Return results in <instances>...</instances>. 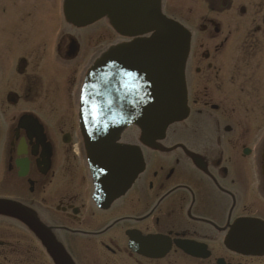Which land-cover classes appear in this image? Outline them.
Segmentation results:
<instances>
[{"label": "flooded vegetation", "instance_id": "flooded-vegetation-1", "mask_svg": "<svg viewBox=\"0 0 264 264\" xmlns=\"http://www.w3.org/2000/svg\"><path fill=\"white\" fill-rule=\"evenodd\" d=\"M0 3V200L30 213L72 264H197L174 241L205 245L209 261L210 246L220 259L242 258L223 240L236 218L264 221V0H161L190 34L194 124L141 148L143 172L104 210L92 200L77 120L81 78L104 50L101 21L73 27L53 0ZM127 231L166 237L170 250L157 260L137 255ZM0 264L54 260L38 236L0 216Z\"/></svg>", "mask_w": 264, "mask_h": 264}, {"label": "water", "instance_id": "water-1", "mask_svg": "<svg viewBox=\"0 0 264 264\" xmlns=\"http://www.w3.org/2000/svg\"><path fill=\"white\" fill-rule=\"evenodd\" d=\"M64 16L80 26L106 18L119 36L132 38L110 47L87 72L79 112L81 130L85 124L92 126L85 125L93 136L85 132L91 146L85 139L87 152L92 156L100 153L103 162L98 188L111 191L112 185L119 183L118 190L122 191L142 168L137 148L114 145L122 130L136 126L140 142L152 147L163 139L168 126L183 121L188 114L184 64L189 37L182 27L161 15L160 0H64ZM131 73L141 94L133 97V106L130 102L126 106L127 93H120L119 86L122 83L126 88L129 80L124 75ZM0 214L22 219L38 233L58 263L68 264L36 221L1 202ZM243 229L260 230V235L243 238ZM263 238L262 223L238 220L230 226L225 246L235 253L254 255L263 251Z\"/></svg>", "mask_w": 264, "mask_h": 264}, {"label": "rangeland", "instance_id": "rangeland-1", "mask_svg": "<svg viewBox=\"0 0 264 264\" xmlns=\"http://www.w3.org/2000/svg\"><path fill=\"white\" fill-rule=\"evenodd\" d=\"M36 1H40V0H36ZM54 2H55V13L57 14L58 12H59V9H60V1L61 0H53ZM3 6L1 5V3H0V12L1 13H3L2 12V10H3V8H2ZM176 8L178 9V7L176 6ZM105 26H104V29L103 30H105ZM107 30V29H106ZM113 36L108 32V34H103V47H105V46H107L109 43H111L113 40ZM259 118V117H258ZM258 118H254L253 116H252V119H251V125H255V120H257ZM255 210V209H254ZM125 229V228H124ZM124 242H125V240H124ZM82 250H84L83 251V253L85 254V256H86V259L87 260H90L92 257H93V251L90 249V247L89 246H85V247H83L82 248ZM81 250V251H82ZM217 252L215 251L214 252V254H216ZM216 257H218V255L216 254V256L214 255V258H216ZM229 262L230 263H236V262H239V263H241V264H263L264 263V261H261V260H245V259H233V260H231V259H229Z\"/></svg>", "mask_w": 264, "mask_h": 264}]
</instances>
